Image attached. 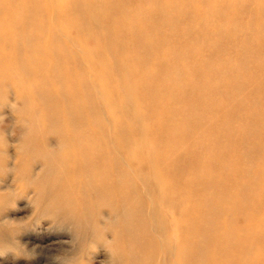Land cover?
Returning <instances> with one entry per match:
<instances>
[{
  "label": "bare ground",
  "instance_id": "1",
  "mask_svg": "<svg viewBox=\"0 0 264 264\" xmlns=\"http://www.w3.org/2000/svg\"><path fill=\"white\" fill-rule=\"evenodd\" d=\"M204 4L211 8L193 0H0V89L13 75L5 64L21 63L37 86L35 107L66 144L47 180L54 203L80 218L111 208L121 262L264 264V54L234 47L247 59L233 63L224 46L251 37L264 48V0ZM217 13L226 19L215 23ZM220 67L227 74L213 83L200 76ZM209 85L214 96L205 95ZM100 103L112 133L96 125ZM153 222L161 237L149 230Z\"/></svg>",
  "mask_w": 264,
  "mask_h": 264
},
{
  "label": "rangeland",
  "instance_id": "2",
  "mask_svg": "<svg viewBox=\"0 0 264 264\" xmlns=\"http://www.w3.org/2000/svg\"><path fill=\"white\" fill-rule=\"evenodd\" d=\"M205 1L193 0L198 7L208 10L211 6L205 5ZM221 7H224V4ZM221 10L222 8L219 9ZM53 14L49 22L56 26L60 23L58 10H54ZM249 15L250 11L246 10L244 19H248ZM215 18V23L226 19L219 13ZM205 21L209 22L206 19ZM97 26H102V22L97 21ZM258 26L262 28L264 25L261 22ZM184 28H188L189 32L195 29L194 26ZM214 30L211 27L209 31L214 33ZM62 38L72 45L77 54H83L82 48L76 45L75 40L65 39L64 35ZM215 44H218L216 47H221L222 43L217 41ZM224 46L228 49L225 57L233 63L247 59L238 54L241 52L234 51V47L244 51L248 46L256 54H264L261 41L251 37L235 42L225 41ZM10 50L12 47L6 51ZM218 63V66L225 65L224 61ZM5 66L13 75L4 79L0 89V264H128L119 260V253L114 249L119 226L116 225L117 214L111 208L107 206L94 212L90 211L86 218L57 208L58 205L54 203L47 187V180L52 175L51 167H58L55 166L56 159L66 150L65 141L35 107L40 99L36 95L37 86L26 81L28 76L21 63L12 61ZM213 70L201 71L200 76L213 83L215 79L227 74L223 67L217 71ZM261 73L264 76V71ZM120 78L124 79L126 75L120 74ZM208 88L205 95L214 96L210 90L212 85ZM97 96L100 98L99 94ZM228 98L226 95L223 100ZM164 101L163 98L158 99V103ZM104 103L99 105L100 119L96 125L104 124L108 132L112 133L113 118ZM217 113L211 119L224 114L220 111ZM251 121L249 118L244 119L240 125L247 127ZM210 138L213 137L205 140ZM171 148L172 151L180 150L184 154L188 151L183 145H171ZM251 148L255 150L254 146ZM116 149L120 164L127 166L126 153L121 147ZM250 151L245 145L240 148L241 157L244 159L242 165L245 167L250 160ZM234 221L237 226H243L246 218L237 215ZM149 230H156L159 237L162 236L159 226L154 222Z\"/></svg>",
  "mask_w": 264,
  "mask_h": 264
}]
</instances>
